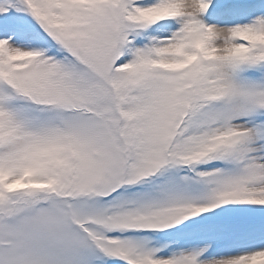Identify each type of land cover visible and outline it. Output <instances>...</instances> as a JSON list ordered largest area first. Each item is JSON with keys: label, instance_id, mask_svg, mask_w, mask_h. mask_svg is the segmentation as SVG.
Returning <instances> with one entry per match:
<instances>
[{"label": "snow or ice", "instance_id": "obj_1", "mask_svg": "<svg viewBox=\"0 0 264 264\" xmlns=\"http://www.w3.org/2000/svg\"><path fill=\"white\" fill-rule=\"evenodd\" d=\"M0 264H264V0H0Z\"/></svg>", "mask_w": 264, "mask_h": 264}]
</instances>
